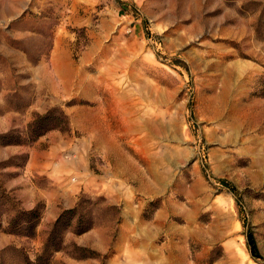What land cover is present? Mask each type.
<instances>
[{
    "label": "rangeland",
    "instance_id": "1",
    "mask_svg": "<svg viewBox=\"0 0 264 264\" xmlns=\"http://www.w3.org/2000/svg\"><path fill=\"white\" fill-rule=\"evenodd\" d=\"M29 6L0 26V184L15 197L6 182L49 147L34 206L71 197L105 248L70 227L50 264H264V0ZM52 108L68 127L40 134ZM52 224L13 234L0 264H43Z\"/></svg>",
    "mask_w": 264,
    "mask_h": 264
},
{
    "label": "trees",
    "instance_id": "2",
    "mask_svg": "<svg viewBox=\"0 0 264 264\" xmlns=\"http://www.w3.org/2000/svg\"><path fill=\"white\" fill-rule=\"evenodd\" d=\"M54 113L58 114V123L55 125H48L47 123V126H45L40 134L53 128L64 129L68 127L66 115L62 110L58 108H52L45 114L39 115L37 119L41 121V123L49 122V120L54 117ZM11 143L15 142L7 141L5 144ZM222 183L225 184L226 182L222 180ZM42 213L43 209L38 204L31 209H24L23 207H21L19 201L0 184L1 232L25 237H33L36 231V227L42 217ZM77 215V208L75 207L65 209L59 214L49 230L48 236L43 243L42 253L36 257V261L43 262V264H50V259L52 258L53 253L62 249L63 233L70 227L74 228L73 232H75L76 234H81L92 227L91 224L82 225L83 216L78 217ZM245 237L246 246L251 257L255 260L260 259L261 255L259 253L252 231L247 230L245 233ZM92 254H95V252L92 251ZM82 256L91 257V255L88 254ZM26 264H30V261L28 259L26 260Z\"/></svg>",
    "mask_w": 264,
    "mask_h": 264
},
{
    "label": "crops",
    "instance_id": "3",
    "mask_svg": "<svg viewBox=\"0 0 264 264\" xmlns=\"http://www.w3.org/2000/svg\"><path fill=\"white\" fill-rule=\"evenodd\" d=\"M29 7V0H0V26L8 25L14 21L22 19L24 15L28 13ZM6 51L8 54L16 56L15 58L17 59H23V57L20 56V53L14 49L8 48ZM54 52L55 45L50 54L51 58H53ZM48 148L49 147L43 150L34 149L30 151L22 169V174L8 180L5 184V187L11 190L16 199L21 202L24 209L33 208L36 202L43 198L42 193L44 190L34 184L32 176L41 174L50 180L51 178H54V174L52 172V161L50 158V151L53 152V150ZM45 191H48V189ZM73 204L74 201L71 197H65L64 195H61V192L58 194V197L56 196L54 198L53 201H47L45 210L43 211L42 217L37 226V232H39V227L42 225L47 226L54 222L62 209L72 207ZM86 234L87 232L77 234L73 239L69 238V240H72V243L75 245L88 246L98 251L105 249L96 246L93 243L94 241L92 240L91 235ZM16 237L18 236L4 232L0 233V240L3 241L2 244H0V248L12 242V240ZM59 251H56V253ZM75 261L77 262V260Z\"/></svg>",
    "mask_w": 264,
    "mask_h": 264
}]
</instances>
